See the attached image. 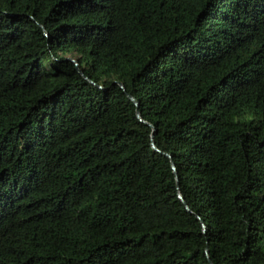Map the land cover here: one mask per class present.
Returning <instances> with one entry per match:
<instances>
[{"label": "trees", "instance_id": "16d2710c", "mask_svg": "<svg viewBox=\"0 0 264 264\" xmlns=\"http://www.w3.org/2000/svg\"><path fill=\"white\" fill-rule=\"evenodd\" d=\"M210 262L264 264V0H0V264Z\"/></svg>", "mask_w": 264, "mask_h": 264}, {"label": "water", "instance_id": "95a60500", "mask_svg": "<svg viewBox=\"0 0 264 264\" xmlns=\"http://www.w3.org/2000/svg\"><path fill=\"white\" fill-rule=\"evenodd\" d=\"M75 65H76V67H77V62L75 61ZM79 72L80 73H82L80 70H79ZM120 84V86L121 87H123V85L121 84V83H119ZM128 97L135 103V105L137 106V101L132 97V96H130V95H128ZM136 113H137V116H139V112H138V110L136 111ZM147 125H150L149 123H146ZM152 146L154 147V144L152 143ZM171 166H172V168H173V170H174V172H175V167H174V164L173 163H171ZM178 196H179V198L182 200V196L180 195V194H178ZM206 253H207V250H206ZM210 264H213L212 262H210Z\"/></svg>", "mask_w": 264, "mask_h": 264}]
</instances>
